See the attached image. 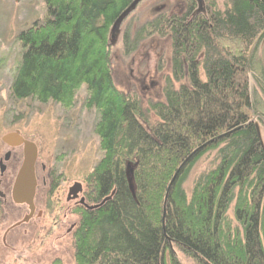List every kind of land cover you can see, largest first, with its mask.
<instances>
[{
  "label": "trees",
  "instance_id": "trees-1",
  "mask_svg": "<svg viewBox=\"0 0 264 264\" xmlns=\"http://www.w3.org/2000/svg\"><path fill=\"white\" fill-rule=\"evenodd\" d=\"M43 1L44 18L16 37L20 60L9 88L15 102L70 108L84 86L83 105L97 115L102 157L86 182L94 201L110 198L81 212L75 263L182 264L173 246L193 264H264V146L256 123L264 124L256 110L264 63L255 60L264 0H227L222 10L204 11L184 0L180 14L151 16L137 34L171 42V77L164 100L148 104L151 123L110 72L109 29L134 0ZM209 151L213 168L187 194L189 173Z\"/></svg>",
  "mask_w": 264,
  "mask_h": 264
},
{
  "label": "rangeland",
  "instance_id": "rangeland-1",
  "mask_svg": "<svg viewBox=\"0 0 264 264\" xmlns=\"http://www.w3.org/2000/svg\"><path fill=\"white\" fill-rule=\"evenodd\" d=\"M227 0H202L201 9L215 5L222 10ZM184 0H143L117 27L114 34L109 29L111 73L115 86L126 95L135 98L145 109L150 123L155 120L148 104L163 101L166 79L171 77V42L169 38L138 35L151 16L171 12L180 14L185 7ZM196 4L195 9L198 10ZM43 0H0V140L9 133L18 131L22 137L37 145L38 160L47 169L59 174L52 196L46 187H38L36 207L43 215L35 216L28 223L13 229L6 236L3 246L2 235L14 220L0 214V264H75L74 230L71 226L79 223V214L74 212V203L66 202L69 187L73 182L82 183L87 192L86 181L100 161L102 152L99 139L95 136L97 115L84 107L85 87L75 95L70 108L47 103L41 105L34 100L15 102L11 99L10 88L16 65L20 60V46L17 35L31 27L45 16ZM233 47V46H232ZM235 47V46H234ZM264 43L258 47L255 60L264 63ZM200 76L204 79L202 72ZM183 82V81H181ZM251 88L258 91L251 79ZM177 87V84H175ZM260 96V95H259ZM261 97V96H260ZM261 97L257 111L264 114V100ZM258 124L264 146V124ZM6 148L0 141V153ZM215 152L207 153L195 165L183 187L187 194L192 190L195 179L201 172L213 168ZM130 173V172H129ZM129 174L127 177L132 180ZM49 208H48V207ZM48 209H47V208ZM13 208V207H12ZM22 210L14 209L12 214ZM38 210V211H39ZM233 221L232 211L228 212ZM233 234L238 227L232 222ZM173 253L182 264H193L178 248Z\"/></svg>",
  "mask_w": 264,
  "mask_h": 264
},
{
  "label": "flooded vegetation",
  "instance_id": "flooded-vegetation-1",
  "mask_svg": "<svg viewBox=\"0 0 264 264\" xmlns=\"http://www.w3.org/2000/svg\"><path fill=\"white\" fill-rule=\"evenodd\" d=\"M18 132V131H16ZM20 135V133H19ZM21 136V135H20ZM22 137V136H21ZM23 140H26L22 137ZM29 141V140H26ZM31 142V141H29ZM2 145L6 148L4 153H0V214L6 212V217L2 219L5 220L6 218H11L12 221L14 220V224L9 225V227L5 230L4 235H2V243L3 246H6V235L15 228H18L30 220H32L35 216L39 219L43 215V210H39L36 207L35 197L38 187L43 186L48 188L49 190V197L52 196L54 190L57 189L55 186L56 178L59 177V174L54 170L47 169V166L44 164H40L38 160V147H37V159L34 165V175H35V194L32 201L33 210L30 209L29 205L25 203L26 191L30 188V184L27 182V178L25 176L20 175L21 168L23 166V146L11 147L6 145L1 141ZM33 143V142H32ZM57 176V177H56ZM56 177V178H55ZM79 185V186H77ZM87 192L83 189L82 183L73 182L72 186L69 187L68 193L66 196V202L74 203V212L79 214V223L81 221V212L82 211H93L101 207L103 202H96L94 201V197L91 196L93 194V190L90 188V185L86 182ZM110 198L107 197L106 201ZM105 200V199H104ZM13 207V208H12ZM48 207V206H47ZM46 207V208H47ZM49 208V207H48ZM47 208V209H48ZM14 209L22 210V215L19 212L12 214ZM39 210V211H38ZM3 215V214H2ZM77 222L74 223L71 228L68 230V234H71L74 230V236L77 234ZM8 245V244H7ZM76 264V263H75Z\"/></svg>",
  "mask_w": 264,
  "mask_h": 264
},
{
  "label": "water",
  "instance_id": "water-1",
  "mask_svg": "<svg viewBox=\"0 0 264 264\" xmlns=\"http://www.w3.org/2000/svg\"><path fill=\"white\" fill-rule=\"evenodd\" d=\"M142 0H134L123 12L122 14L119 16V18L114 22V24L112 25L111 30V34H114L117 30V27H119V25L122 23V21L129 16V14L136 8L137 5H139V3ZM198 2V10H201V6H202V2L201 0H197ZM3 143H5L6 145H9L11 147H17V146H23V156L24 159L23 161V166L21 168L20 171V175L21 176H25L27 178V182L30 184V188H28V190L26 191V197H25V203H27L30 207L31 210H33V206H32V201H33V197L35 194V187H36V183H35V175H34V165L37 159V147L34 143L23 140V138L19 135V132H14V133H9L4 135L1 140ZM184 165V163L182 164ZM182 165L179 167V170L181 169ZM179 170H177V172L175 173L171 184L174 180V178L176 177L177 173H179ZM170 185V184H169ZM79 186V185H77ZM170 187V186H169ZM169 191V188H168ZM168 193V192H167ZM104 202H106V199L103 200V202L101 204H103Z\"/></svg>",
  "mask_w": 264,
  "mask_h": 264
}]
</instances>
